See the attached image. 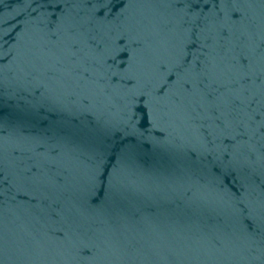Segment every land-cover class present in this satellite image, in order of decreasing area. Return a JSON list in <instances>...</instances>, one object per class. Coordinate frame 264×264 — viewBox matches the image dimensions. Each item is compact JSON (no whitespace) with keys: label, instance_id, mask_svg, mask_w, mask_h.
<instances>
[{"label":"water","instance_id":"water-1","mask_svg":"<svg viewBox=\"0 0 264 264\" xmlns=\"http://www.w3.org/2000/svg\"><path fill=\"white\" fill-rule=\"evenodd\" d=\"M0 264H264V0H0Z\"/></svg>","mask_w":264,"mask_h":264}]
</instances>
